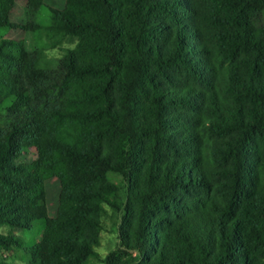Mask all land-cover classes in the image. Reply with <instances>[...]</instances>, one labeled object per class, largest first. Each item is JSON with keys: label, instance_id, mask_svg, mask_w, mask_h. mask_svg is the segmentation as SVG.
<instances>
[{"label": "trees", "instance_id": "16d2710c", "mask_svg": "<svg viewBox=\"0 0 264 264\" xmlns=\"http://www.w3.org/2000/svg\"><path fill=\"white\" fill-rule=\"evenodd\" d=\"M45 1L0 0V31L73 45L47 58L0 38V228L44 227L0 248L25 264H264V0H64L43 27ZM106 208L120 218L101 259Z\"/></svg>", "mask_w": 264, "mask_h": 264}, {"label": "rangeland", "instance_id": "374dc122", "mask_svg": "<svg viewBox=\"0 0 264 264\" xmlns=\"http://www.w3.org/2000/svg\"><path fill=\"white\" fill-rule=\"evenodd\" d=\"M64 6V0H46L45 6L42 7L37 13L38 22L46 27L50 24V10H60ZM11 20L21 26H24L28 21V16L22 2H18L11 13ZM264 23V15L259 19ZM49 34L41 31L38 33H29L20 30L14 31H0V38H8L14 40H22L28 48L38 47L46 49L47 58H59L67 48H73L72 44L63 43L54 49L50 48L52 40L49 38ZM50 48V49H49ZM39 127V126H38ZM40 128L36 131L39 133ZM35 158V150L31 151L24 160H30ZM108 181L116 184L119 187L120 195L122 196V182L120 176L116 174H108ZM45 190L47 196V207L50 217H54L59 194V183L56 179H49L45 181ZM260 190L264 193V173L260 182ZM120 214L111 211L106 208L105 214L101 217V231L99 233L100 245L93 250L98 253L102 259L107 253L113 251L117 247V226L119 222ZM43 226H36L30 231H10L8 228H0L1 235L13 234L17 237H21L25 240L22 244L23 248H29L41 240ZM22 249H9L4 250L0 248V262L7 264H25V256ZM90 264H101L98 260H92Z\"/></svg>", "mask_w": 264, "mask_h": 264}]
</instances>
